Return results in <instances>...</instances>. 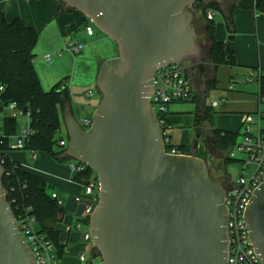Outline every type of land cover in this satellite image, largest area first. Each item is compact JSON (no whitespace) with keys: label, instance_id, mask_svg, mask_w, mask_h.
Listing matches in <instances>:
<instances>
[{"label":"water","instance_id":"1","mask_svg":"<svg viewBox=\"0 0 264 264\" xmlns=\"http://www.w3.org/2000/svg\"><path fill=\"white\" fill-rule=\"evenodd\" d=\"M62 1L118 50L100 66L101 100L89 128L70 106L64 113L67 156L95 170L100 183L86 222L97 264H227L226 187L205 158L167 150L151 103L150 80L160 67L206 63L192 10L198 0ZM213 1L225 7L231 0ZM4 174L0 162V264H38L7 199ZM244 222L264 264V178L246 204ZM45 225L53 229L55 222Z\"/></svg>","mask_w":264,"mask_h":264},{"label":"crops","instance_id":"2","mask_svg":"<svg viewBox=\"0 0 264 264\" xmlns=\"http://www.w3.org/2000/svg\"><path fill=\"white\" fill-rule=\"evenodd\" d=\"M238 6L234 13L236 25L234 40L229 39L231 34L226 29L221 14L217 12L215 15V19L217 16L222 18L217 23L216 36L219 40L228 42L235 49L239 65L234 68L222 65L216 71L218 83L214 89L223 91L219 93V99H214L219 101V105L216 109L214 108L217 112L214 116V126L205 121L196 127L194 121L196 103L194 101L179 102L171 107V122L168 128L170 142L174 145L189 146V154L202 158H205L209 151L208 144L212 141L214 127L241 133L243 114H255L259 110H264V101H260L259 96V81L245 82V77L252 70L251 67L257 66L259 70L264 69V55L262 54L264 13L248 8L242 2L238 3ZM0 12H3L8 20L19 17L28 25L40 30V41L37 49L35 48L37 58L34 63L43 87L46 89L45 84L46 86L48 84L47 88H50L68 76L72 96L70 107L74 116L82 123L85 119H91L101 100V94L98 96L92 87L95 86L98 90L96 81L100 66L104 60L117 56L114 55L117 45L110 38L98 34L96 30L93 35H86L84 27L87 18L77 9L70 10L65 5L62 8V0H0ZM205 37L209 45V40L207 36ZM71 44L80 45L81 52L74 53L70 50ZM47 55L51 57L49 61L46 59ZM53 61L55 62L52 64ZM44 62L50 63V66ZM209 65L212 67V74L215 73L213 65L210 63ZM187 67L189 73L196 75L195 72L200 71L199 73L202 74L201 79L193 77L195 95L206 97L208 89L205 79L208 75H204L200 64L188 62ZM84 95L89 97L90 101H87ZM45 155L51 171H45L39 167H28L25 164L23 166L43 177L47 186H50L48 189L50 193L59 192L64 198L66 209L64 223L57 226L61 230L60 239L66 244L62 264L66 258L72 256L75 260L69 259L66 264H76L75 261L80 260L81 254L85 257L86 252L92 254L94 247L92 243L85 250L80 251L82 250L79 240L81 230L83 234L88 231L84 227L87 224L83 204L76 200L83 188L81 189L82 185L71 179L72 172L67 162H59L48 154ZM77 222L83 223L81 229L74 227ZM68 226H72L71 230H67ZM86 259L90 261L93 259L92 255ZM94 264H97L95 259Z\"/></svg>","mask_w":264,"mask_h":264},{"label":"trees","instance_id":"3","mask_svg":"<svg viewBox=\"0 0 264 264\" xmlns=\"http://www.w3.org/2000/svg\"><path fill=\"white\" fill-rule=\"evenodd\" d=\"M240 2L248 8L264 13V0H231L225 7L213 0H198L192 7V10L196 8L200 12L198 21L209 40L207 49L202 46L206 62L215 68V73L209 74L205 79L208 91L215 88L218 83L216 76L218 67L226 65L234 68L239 65L235 49L228 42L217 38L216 19L208 18V11L214 10L221 14L228 32L235 34L234 13ZM64 5L62 1V8ZM39 39V29L28 25L19 17L8 20L5 14L0 12V86H3V90L0 91V113L10 102H15L22 110L27 108L25 111L29 113V128L32 133L26 139L23 149L36 154H48L59 162H68L70 158L65 154V149L59 145V141L63 138L61 133L64 126V113L72 103L69 77L59 80L50 89L46 90L43 87L34 63L35 48ZM251 69L259 70L257 66ZM261 72L259 96L260 99H264V69H261ZM189 75L191 76L192 73ZM190 101L196 103L194 111L196 127L205 121L214 126V116L217 112L211 104L207 103L206 97L196 96L194 93ZM171 114L170 110L169 120L163 124L164 130L170 125ZM19 128V118L12 116H4L0 124V162L5 167L3 182L7 199L16 217H19L26 208H31L29 213L34 215L39 230L52 239L63 258L66 253V244L60 239L61 230L57 228V224L63 221L66 209L52 197L43 177L25 168L11 157L10 152L13 148L10 146V140L18 133ZM212 131L214 148L225 155L223 164L237 162L230 157L229 152L238 144L240 132L217 127H214ZM171 149H176L180 153H190L189 146L174 145L170 142L167 144V150ZM94 173L98 178L96 171L86 166L81 171L73 173L71 179L83 185ZM48 221L55 222L53 229L46 228L45 224ZM92 258H100L96 247H93Z\"/></svg>","mask_w":264,"mask_h":264},{"label":"built area","instance_id":"4","mask_svg":"<svg viewBox=\"0 0 264 264\" xmlns=\"http://www.w3.org/2000/svg\"><path fill=\"white\" fill-rule=\"evenodd\" d=\"M216 11H208V18H215ZM86 35L95 33V25L92 20L87 19L84 27ZM70 50L74 53L81 52V46L76 44L70 45ZM49 61L50 55L46 56ZM261 70L252 71L245 77V82L259 81ZM155 86V90L151 96V103L159 116L161 124H166L169 120V111L171 107L179 102L190 101L195 93L192 77L189 75V69L185 61L180 63H171L165 67H160L153 78L150 80ZM3 86H0V91ZM91 93V92H90ZM225 100V99H224ZM264 101V99H260ZM213 108L219 105L218 100L211 103ZM4 116H12L19 118L26 116L28 118L27 127L14 135L10 140V146L13 149H23L26 139L32 133L29 128V113L20 109L15 102L6 105L3 112L0 113V124H2ZM264 119V110L257 113H244L242 116L243 131L240 133V140L233 148L229 155L231 158L239 162L241 166V176L236 182H231L226 187V205L228 208L227 233L229 236V250L227 264H263L260 257L255 253L254 243L251 242L248 228L244 222V212L248 200L253 191L260 185L264 178V127L262 121ZM91 119H85L83 124L90 125ZM164 130V142L167 146L170 143L168 128ZM59 145L65 149L68 146V135L61 138ZM171 153H180L176 149L168 150ZM66 154V152H65ZM33 156L37 154L32 152ZM67 155V154H66ZM68 166L73 173L81 171L87 165L70 158ZM82 194L76 197V200L83 204L85 211V220L89 221L90 214L94 210L100 190L98 178L94 175L89 178L87 183L82 185ZM7 194V193H6ZM52 197L57 200L59 205H64V198L59 192H52ZM31 208H26L17 217L20 223V229L24 236L27 237L36 257L38 264H61L63 258L60 256L56 244L50 239L46 233L39 230L38 223L31 213ZM83 223L77 222L74 227L81 229ZM72 226H68L67 230H71ZM84 240H91L88 231L83 234ZM80 260L88 264L84 254L80 255Z\"/></svg>","mask_w":264,"mask_h":264},{"label":"rangeland","instance_id":"5","mask_svg":"<svg viewBox=\"0 0 264 264\" xmlns=\"http://www.w3.org/2000/svg\"><path fill=\"white\" fill-rule=\"evenodd\" d=\"M193 11L195 12V25L198 27V33H199V43L202 44L203 46H205L207 49V46H208V43L206 42V35L205 33L203 32V30L201 29V23L198 21L199 19V16H200V12L198 11V9H193ZM222 18L220 16H217L216 17V23H218V21H221ZM95 30L96 32H98V34H100L101 36H104L105 38H110L108 37L106 34H104L101 30H99L96 26H95ZM44 34V33H43ZM231 35H234V34H231ZM42 39H43V35H41ZM111 39V38H110ZM112 40V39H111ZM40 41V40H39ZM38 41V43H39ZM112 42H114V44H116L115 41L112 40ZM264 42H262L263 44ZM38 45V44H37ZM36 45V47H37ZM264 45V44H263ZM37 49V48H36ZM36 49H35V52H36ZM118 54V50L116 52H114V55H117ZM262 54L264 55V49H263V52ZM115 57V56H113ZM36 58H37V54H36ZM35 58V59H36ZM111 58V57H110ZM55 59V58H54ZM55 61L52 62V64L54 63ZM186 64H188V62H185ZM44 64H47L44 62ZM50 63L47 64V66L49 65ZM201 65V68L204 72V75H209L212 73V67L209 65L208 62L204 63V64H200ZM50 66V65H49ZM200 71H196V75H194V73H192V79L193 77H197V78H200L201 79V75L199 73ZM40 77V76H39ZM48 86V84H47ZM46 84H45V87H46V90L47 89H50V88H47ZM92 89L95 91L96 94H98V96H100V92L99 90H97V88L94 86L92 87ZM223 91V90H220V89H210L207 94H206V100H207V103L209 104V102L213 101L214 99H219V93ZM85 96V95H84ZM87 101H90L89 97L85 96ZM87 103V102H85ZM89 103V102H88ZM190 105V103H189ZM264 106V104H263ZM216 109V108H215ZM19 123H20V128H19V133L21 131H23L27 125H28V118L26 116H22V117H19ZM262 126L264 127V119L262 121ZM85 127L86 128H89V125L85 124ZM63 135V137H65L67 135L66 133V128H65V125L63 126V131L61 133ZM209 151L207 152L206 156H205V159L206 161L208 162L209 166H214V165H217L219 166L220 168H222L225 176H227L231 182H236L238 181V179L240 178L241 176V166L239 164V162H230V163H227V164H223V160H224V153H221L219 151H217L214 146H213V143L212 141H209ZM10 155L11 157L20 162L22 165H26L28 167H39L41 169H44L45 171H51V167L50 165L48 164V162L46 161L47 160V157L45 155V153H39L38 154V157L36 156H33L32 155V151H29V150H24V149H13L11 152H10ZM68 163V162H67ZM67 165V164H66ZM25 166V167H26ZM27 168V167H26ZM94 176H95V173H94ZM52 182V181H51ZM50 185V184H49ZM48 189H50V186H48ZM82 189V187H81ZM82 194V193H81ZM66 220V219H65ZM64 223V220L60 223L57 224L58 225H61ZM60 227V226H59ZM86 230H88V226L85 225L84 226ZM83 231L81 230V238H79L81 244H82V250L80 251H83L85 250V248H87V246L91 245L93 242L92 240H84L83 237ZM68 254L69 256L71 255L68 251ZM92 254L89 253V252H86V258H89ZM77 258V257H76ZM69 259H74L75 260V257L72 256V257H68L66 258L64 264H66L69 260ZM100 261V258H95V263H98ZM76 264H83L85 263L84 261H81L78 259V261L76 262ZM62 264V263H61Z\"/></svg>","mask_w":264,"mask_h":264},{"label":"flooded vegetation","instance_id":"6","mask_svg":"<svg viewBox=\"0 0 264 264\" xmlns=\"http://www.w3.org/2000/svg\"><path fill=\"white\" fill-rule=\"evenodd\" d=\"M201 45H202V44H201ZM202 46H203V45H202ZM210 168H211L213 174H214L217 178L220 179V181L223 183V185H224L225 187H227V185L230 183V179H229L227 176H225V174H224L222 168H220V167L217 166V165H214V166L212 165V166H210Z\"/></svg>","mask_w":264,"mask_h":264}]
</instances>
